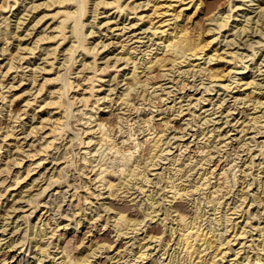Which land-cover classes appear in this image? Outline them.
<instances>
[{
  "label": "rangeland",
  "instance_id": "obj_1",
  "mask_svg": "<svg viewBox=\"0 0 264 264\" xmlns=\"http://www.w3.org/2000/svg\"><path fill=\"white\" fill-rule=\"evenodd\" d=\"M107 1H111V0H107ZM201 1L203 2V4L205 6H206V4L207 5L209 4V7L208 6H207L208 8L206 7L207 11L205 10L206 12H204V14L201 13V12L200 13H197V12L193 13L194 8H189V9L185 10V12H187L186 13L187 15H184V16H189V14H190V16H189L190 18L189 17L188 18L191 19V20H188V18L186 19V21H188V22H186L187 26H191V28L188 27L189 30H191L190 32L192 34H196V32L200 31L201 35L199 37V40H200V42H202V43L204 42L205 43V42H207L208 40H210L212 38V31L207 30V27H208L207 24L210 25V26L211 25L213 26V24H214V21L211 24V22H209L207 20V18L211 17V16H208V15H211L212 12H213V14H215L219 10H222L225 7V5L227 4L228 0H201ZM230 1H231V5H232V9L233 10H231V12H230L231 13V17L228 19L229 20L227 22L228 25H226V27L224 26L221 29H219V31L215 30L216 35L218 34V37H217L218 39L217 40L220 41V43L218 42V46L222 45L223 47L227 48V45H225V41H226L225 39H229L232 36H234L235 34H237L239 31H241V30H239V31L235 30L236 33L234 34L233 33L234 29H229V28L232 27V23L234 25V21L233 20H235V18L238 21L237 29H238V27H241L243 23H246V20H244V19L248 15H250V19L252 20V21H250V19H249V21L252 22V23H250V22L248 23V27L250 29H247L244 32L243 31L239 32L238 33L239 37H237L238 35H236V37H235L236 41L234 40V42H232L234 45L230 44L231 47L229 46L230 50H232V51L238 49L236 51L237 54H239L240 56H243V59L241 61H238V63H236V68H237V69L235 68L236 72H233V74H232V76L234 78L231 79L232 78L231 77L230 78L231 80L228 81V84L231 83V85H230L231 87L229 89H226V90L225 89H221V88L219 89L218 83L221 82V81L218 82V81L215 80V82L214 81L213 82H214V84L215 83H217V84L212 85L213 88L215 87V90H211V92H207V91L204 90L203 86L208 84L209 80L200 78L201 76L198 75L197 72L195 74H193V72H192L193 70L191 72L189 71L190 73H192V75H188V73H189L188 72L187 74L185 73V74H183V76H181V75H177L178 71L176 72L175 68L171 72L170 71L168 72V69H163L164 73H165V75H164L163 70L159 69L158 67H156L158 70L156 68H152V71L150 70L152 73L149 71V74L147 73L148 74L147 75L145 73L146 74L145 75L144 72L141 71L142 70L141 67H139L138 75L142 78L141 79V84L144 83V82H147V81L150 82L147 85L148 86L147 87L148 90H147V92H145V95H146L147 98L151 97L150 99H152V97H153L152 102L154 103V105L155 104L156 105L153 107V109L152 108L149 109V107H152V106L148 103V101H147L148 99L146 101H142V100H140V96L137 95V94H139L140 89H142V87L136 85L135 89H136V87H138V88L136 90L134 89L133 91H130V93H134L133 95H134L135 101L137 100L138 103H140V104L138 105V103H137L138 107H131L132 105H130L129 107H131V108L127 109V111H126V108H124L123 110L126 111V113L124 111L122 112V109L119 110L118 107H120V106L116 105V104H118V102H117L118 98L117 97H119L120 92H122L124 87H126V85H127V84H123V82H126V80L128 81L130 79V75L129 74L131 73L130 70L133 67L132 64L133 63L139 64L141 62V60L146 57V55L144 56V51H146L145 49L147 48V47H145V44H146V46L149 45L148 48H147V51H146L147 53L149 51V53L147 55L148 57H152L156 53H158V52L160 53L161 52L160 51L161 49H159L161 44L158 45V43H157L158 39H155V37L153 35L150 36L148 34L149 32L145 31L144 33H139L135 37V38L141 37L140 38L141 41L132 42L134 40V37H132V39H133V40L131 39L132 41L129 38V37H131L130 34L133 31V30L130 31V29L132 27L126 28L125 32L123 31L122 33H119L120 29H115V30L112 29L111 30V28L115 27V24L112 23L114 20H117V22H119L118 26H121L122 25L121 21H123V19L125 18V15L123 16L124 18L121 17V15L113 17L114 13H112V12H114V8L112 9L111 5H105L106 7L103 6V5L102 6L99 5L98 11L100 13L95 18V20H94L95 22L92 23L93 21H91V20H93V19H92L91 15H92L93 12L91 10L93 9V7H92L93 5H92V3L91 4L89 3L87 5L89 9H87L88 11L85 14V16L82 17V18H84L83 21L87 20L85 22V26H84L83 31L85 33L87 32V34H88V32L93 31V33L91 32V33H89V35H87L88 36L87 37L88 40H86V42H85L87 46H92V44L94 45L95 42H97V41L99 42V40L102 41L101 43L99 42L100 44L98 43L99 45L96 46V48H98V47L99 48L98 49L95 48L96 50L94 49V52L97 51L96 54L98 53L95 56V58H96V64H98L99 68L101 67L100 70L97 69L96 72H93V71H89V69H88V70L79 72L78 70L81 67V65L79 64L80 61H78V60L80 59V57H81L80 55L81 54L76 56V58H75L76 61H72L71 60L69 62V67H66L67 64L65 65V63L63 64L65 67H62L63 66L62 65V59L64 57H63V55H61L62 54L61 51L58 53L57 58H55V60L52 59L51 57L46 58L47 59V63L44 64L46 62V60L43 57L46 55V53H44L45 50H43L42 47H46L49 44L50 45L49 47L52 48L53 45L55 46V44H57L58 40L60 42V39H59L60 36L58 35L59 32H58V29L55 30V26H56L55 24L59 22V19L61 17L60 18L58 17V15H60V14H58L57 17L55 15L52 16V14L55 13L57 10H62L64 8H66V6L69 5V4L58 3V2H56L54 0H23V1L22 0H18L13 6V0H7L6 1V3L9 2L10 4L8 3V5H11V6H8L4 11L0 10V13H1L0 14V18L3 15H6V16L8 15V17H9L8 20H7V21H9V27L8 28L11 27L10 29H14L15 23L17 21V17L15 16V13H17L20 10V13H19L18 16L21 17V15L23 14L22 18H20L22 23L20 24V27L17 29L20 36H18V39H16V36H14V37L9 39V44H10L11 49L18 42V47L17 46L15 47V49H16L15 51H16V55L17 56L20 55L19 56L20 59H19V63L15 62V64H17V65L21 64V67L18 66V68L16 67V68H14V70L12 68L11 69L12 72L10 71L11 74L9 76L6 75L5 78H2L1 74L3 72H0L1 73L0 74L1 81H4V84L9 85V83L11 82L12 75L17 74V75H15V78H16L15 80L16 81L13 82L16 85V84H20L19 81H17L18 78L20 79V76H25L26 75V77H24L25 79L22 80L23 82H21V85H19L18 87H15V88L13 87V88L9 89L8 86H6L5 88H3L4 90L6 88L8 89V91H9L8 92L9 94L7 93L8 94L7 95L8 98H11L10 95L13 92H15V94H18V93L23 91L22 86L28 84L29 81L27 82V80H28V77L30 75L29 73H31L29 71H30V68H32V67H35V66H37L39 64L41 66H43V65L46 66L45 71L40 70V71L36 72V74L38 73L37 74L38 75L37 82H39V83L44 81L45 77L54 76L59 71H60V73L62 71H63L62 73H64V72L67 73V72H69L68 70L71 69L72 71L70 70L71 72L69 73L71 81L74 80L75 82L74 81L73 82L76 83L77 82V75H79L78 78L79 79L81 78L79 80L81 84L83 82V85L86 86V87L87 86L89 87V84L90 85L91 84L94 85V89L90 90V92H86V94H89V93H92V91H94L92 93V95L94 97L93 96L90 97L92 99H91L88 107L87 108L83 107L81 105V103H79L78 101H77L78 103L76 102V104L73 107L74 110H73L72 113H74V114H72V115L74 117L72 115H70L69 118L71 116L72 117L70 118V120L68 119V121L71 122L70 126L72 127L73 130L76 131L78 128L80 130L82 128L83 129L86 128L84 126V124L82 123L83 121H85V120H83L84 116H86V114H83V111H87V115H88V110L92 106L91 102H94L95 97L97 96L96 98L100 99L98 101V103H96V105L98 107H97V109L93 108L92 110H94L96 112L94 113V111H93L92 113H94L95 115L98 114V117L100 116L99 118H103L104 120L105 119L107 120L106 125L107 124L109 125V126L107 125V130L110 129L109 130L110 132L109 131H107V132H109L110 133L109 135L112 136V137L115 135L113 137V139L115 138L116 139L115 141L118 142L119 145L121 144V146H122L121 140H122L123 135L125 134V133L121 134V131H119L120 130V125L122 126L123 130H125L129 126V124H131V126L134 129V131L136 130L135 134L138 137L137 139L138 140H142V135L145 133V131L143 132L142 130H143V128L145 129V127H147V124H148V122L147 123H143V122H145V121H143V120L146 119L145 117H148L146 115L152 116V120H150V123H152V124H150V123L149 124L152 125L154 127V129H156V131H158V129H160V130L164 129L165 126H166V123H169V125H167L165 130H164L165 133L163 132L165 136L163 135L162 139L164 141L169 139L170 143H168V144L166 143L165 146L162 145V147H164V148L166 147V148L164 150V153H162L163 156H162V154L160 156V157H162L160 159L161 161L159 160V163L156 165V167H153L154 168L153 170H149L147 175L149 176V181L148 182H150V183L148 184V182L142 183L141 181H138L139 182L138 185L142 184V188H143L144 191L143 190H139L135 185H132V182H131V185L134 186V187H132L129 184L130 186L128 185V187H129L130 190H129V192H125L126 191V185L124 186V182L122 183L121 180H118L119 178H117L118 177V173L117 172L113 173L112 177H110L109 175H106V178L109 177L112 181L121 183L125 189L124 188L121 189L122 185H117L116 187H113L114 190L112 189L113 190L112 191V195H108L107 187L100 185V186H98V189L100 190V192L102 194L99 195L98 198L95 199V198H92L90 196V198H88V202L84 201L83 198L80 199V201H78V206L82 208L81 211H80L78 206L76 207V209H74V205H75V203H77V200L75 199V197L73 199L71 197V195H72V193L74 192V190L76 188H77L76 190H79V191H76V193L79 192L78 194H80L81 191H82L83 193H81L80 195H85V193H84V188L85 187H84L83 184H84V181L86 180V178L84 177L85 175H81L79 173H78V175H73L72 173L77 174V172H78L75 169L74 166H75V163H77V165H78V164H81V162H82L81 156L84 154L83 151L85 149L84 146H86L87 137H85L86 136L85 133L84 134L82 133L83 129L81 131L78 129L77 131L79 133L80 132L82 133V134L80 133L82 139L79 138V140L81 139L79 141L77 138H75L74 139L75 141L72 140L73 141L72 142L70 140L71 132L67 131V133H65V136L63 135L60 138L58 137L56 139L57 141L55 140V145L59 144V146H60V148L58 149L59 151L62 150V149H63L62 151H64V149L69 151L68 152V156L71 155L70 158L73 159V162L69 161V163H65L66 164L65 166H64V163L59 164V166L57 164H54L53 163L54 161L51 160L52 159L51 154L56 152L57 150L55 148L52 149L50 151V154L47 156V159L45 158L46 160H44V162L42 163L43 165L36 166L34 171L32 172V175H31L32 177H30L29 179H25L27 181H24L22 183V185H24L26 183H29L31 181V179L34 177V175H36L38 170H41L43 172L44 176H41L42 178L41 179L39 178L36 182H34V184L32 183V185H31L29 183L26 186L27 188H29V186H30L31 189L29 188L27 190L26 187H22V189L25 190V191H23V193H22L24 195L23 198L20 199L19 195H15V194H17L18 190H14V192H13L14 195L12 196L11 195L12 191H10L9 189L7 190V187H8L7 185L10 183L9 181L12 179V172L14 173V170L18 168V165H16L14 163L15 162L14 158L18 154V152H16V151H20L19 154H18L19 156H17V159L20 158V157H23L24 158L23 160L25 161L26 158L22 154L23 153L25 154L26 151L30 150L31 142L33 143L35 141V138H36L35 132H33L35 135L33 133L31 135L28 134V132L30 131L29 129H31L29 127L32 126V125L38 124V121H39L38 120L39 119L38 118L39 112H37V110L39 108H35L34 110H33V108L34 107H38L39 102H41L42 99L45 97L46 93L44 92V90H45V87L46 88L48 87V84L45 83L46 86L44 87V90L41 91L42 93L39 94L40 96L39 95L36 96V98L38 100L36 99L35 101H32V103H31V100L34 98V96H33V95H35L34 93H37L36 88H38V85H35L36 88L35 87L32 88V89H35V90L34 91L32 90L31 94L29 92L27 95H22L20 97H17L15 99V101H13L14 103L12 104L13 105L12 108H14L16 110L17 109L18 110L19 109H21V110L23 109L22 111L19 112L20 113L19 118H17V120L13 121L14 119L13 118H9L8 112L5 111V110H2V112L0 114V138L5 134V129L10 128L11 125H14L12 130L15 131L14 132L15 136L18 135L17 136L18 140L20 139L19 143L22 144V145L20 144L21 145L20 149L25 151V152H23L21 150H18L16 148L17 146L14 144L15 143V139H13L11 137L6 139L5 142H2V144H3V145H1L2 149H0V153H1V156H2V157L0 156V159L2 158L0 160V163L1 162L3 163V161L5 162V160L8 161L10 159L8 162H9V165L11 167L9 173H8V171H4L5 173L2 172L0 174V191L2 192V194H4V195H2V197L0 199L1 200L0 201L1 202L0 203V206H1L0 207V215H1V213L3 214L4 210H6L13 203L14 200H12V199L14 197H16L15 200L18 199L14 203V207H16V208H12L13 210L9 209L10 210L9 213H11V214H9V218L6 217L5 219H3L2 215L0 216V261L3 258L10 259L9 256L11 255V253L13 251H9L7 245L9 244V242H11L10 240H13L15 242H19L20 241L19 239L22 238V235L27 236L26 238H24L25 236H23L24 243H25L23 245V249L26 248V252L25 253L29 254V251L31 249L32 250H33V248L35 249V247L33 245L34 242L31 239L32 236L34 235L33 233L39 232V230L42 229V230H45V231H43L44 233L47 232V234L45 235L46 237L44 236V239H42V241H45L46 243L49 244L48 248H50V251H52V252H59L62 249H65L66 252H68V253L71 252L69 254L71 256H73V257L74 256L77 257L79 255H86L91 260V262L93 264H112V263H114V264H129L130 263L131 264V263H133L135 255L138 254V253H136V250L138 249L137 247H140V245H143L144 242L147 241V237H146V241H145V239H144V241L142 239L140 241V245H138V240H136L135 237H134V235H136V234H134L135 232L131 233L130 230H129L130 233L128 232V234H125L126 236L122 235V234L117 235L116 231L114 232V230L116 228H113V225H112L113 223L111 221L112 211H116V210L120 211L121 209L122 210L125 209L123 212L126 213L128 216L131 215L129 217H131V218L134 217L136 219H144L143 217H145V216H144V212L143 211H144V208H145L146 204L150 201V200L147 199V196H148L149 193L153 192L152 193L153 199L154 200L159 199V201L158 200L156 201V202H159L158 205L155 204L156 206L154 207V208H156L155 210H158V214L154 213L155 217L153 216V219H149L148 216H147L148 218L145 217L146 219H145V221L143 220L144 222L142 221L143 222V223H141L142 225L140 224V226H138V227H141L142 229L140 228L141 230H138L137 236L138 237L143 236L145 234V228H146L148 230L149 234H154L155 235L157 233L156 236H160L161 237V235H162L161 239L168 238L169 231L166 230L165 228L167 226H169V224H171L170 223L171 219H169V220L167 219L166 220L165 223L168 224L166 226L163 225V222L161 221V217H162L161 215H163L162 214L163 209L166 206H169L168 201L164 199L165 189L161 188L164 185V180H165L164 177H163L164 175L162 176L163 171H164L165 176L168 174L167 171H168L169 167H167V166L169 165V162H170V158H168V157L169 156L171 157L175 153L179 152V150H178L179 149V144H177V143H182L183 142L182 143L183 146H181V149H184L185 144H187L188 145V147H187L188 149L187 150H191V149H192L191 151L196 150L195 149L197 147L196 144L197 145H201L203 143V140H205L204 137L206 138V136L209 135V132H207V131L210 130V129H212V130L214 129L213 130L214 135H217V133H219V136L216 137V138H218L217 142H220V143H218V145H219L218 147L222 148V149H220L218 151H215L218 148L210 147L211 148L210 151L212 150L211 152H212V155H213V157H212L213 161L210 164L214 163L212 167H214L215 165L220 163L223 160V157H225L224 155H226L227 152L228 153L230 152V154H229L230 156H228V159H231V161L229 162V164L233 163V164H237V167H240V168H247V167H249V168L245 169L246 175L243 174V172H240V170L236 172V176H238V178H239L238 179L239 181L237 180L236 183H235V181H233L234 179H232L233 178L232 177L233 174L231 172L230 173L232 174V176L228 172L229 176H228L227 180H225L226 178H225V176L223 174H219V173L216 175V177L211 178L212 181H215L216 183H220L221 184L222 188H221V191H219V193L221 192L222 194H225V192L227 191V194H225L224 197L222 198L221 204L219 205V208L217 210L218 212L217 211L213 212L212 209H209V206H205V208L208 207V208L205 209V210H208V211L207 212L205 211L206 213L203 216L205 218L204 221H203V223H204L203 225L206 226V228L210 227L209 225H212V226L215 225L214 227L218 228L217 231L223 232V234L226 232L224 235H227V234H230V233L232 234L233 232L230 231L232 228L229 231H225L227 222L224 221V218H223L224 222L222 223L223 225L222 224H220V225L216 224L215 219L217 217L219 218L220 217L219 215L220 214L222 215L224 213V210H225L224 208L225 207L230 206V207H232L231 209H233L234 208V204L239 205L241 203V200L236 201V199L238 198L237 195L239 194L240 187L242 185H244L245 186L244 187L245 190L246 189L248 190V191L246 190L248 192V194H247V197L245 199V203H242L241 204L242 206L239 205L238 208L245 207V209L250 210L251 217H252L251 220H253L252 221L253 224L257 225V222H261L260 226H262V227L264 226V211H263L264 210V161H263L264 160V157H263L264 154H260L259 152L257 153V151L259 149H261V148L263 149L262 151L264 153V147H262L263 144L261 145L262 141L264 142V116H261L262 111L264 110L263 109L264 107H261V108L258 107L259 109L256 111L254 108H252L251 102L250 103L244 102L245 106L243 107V102H241V101H244V100H241L240 98H242L244 96V94H242V92H241V94H238L240 92V91L238 92L240 87L237 90L238 86L236 84L237 82L240 81V79L242 80V78H244L243 80L248 79L250 75L254 77L255 81L256 80L259 81L258 83H261V86L264 84V24L261 25V27H262V28L260 27L261 29L258 27V29L255 31L256 27H255V23H253V20H255V18L258 17V14H257V10L258 9L257 10L254 9L255 6H256L255 4H251L252 2H250L248 0H233V1L230 0ZM120 2H122V3L124 2L123 4L128 3L129 5L132 6V4H136L137 5L138 3H140V5H141L142 2H144V0H122ZM234 4H235V6H234ZM239 4H240V7H239ZM34 5L36 6V8H35ZM236 6H238V7H236ZM9 7H10V10L8 11ZM69 7L71 8V5H69ZM145 8H147L145 5H141L139 7L137 6L136 10H134L133 13H131L132 14L131 16H133L132 19L128 17L125 20V22H124L125 25H127V26L130 25L129 23L131 21L132 22L135 21L136 22V26L140 25L141 21L133 20V18H136V15L138 16L139 13L140 14L143 13V10ZM238 8H243V9L238 10ZM105 9L107 11H104ZM225 9H227V7ZM208 10H211L210 11L211 13ZM191 13L194 14V15H192ZM205 13H206V15H205ZM225 13L226 12H224V14ZM198 14H200V16ZM213 14H212V16H213ZM236 14H239V15L237 16ZM256 14H257V16H256ZM204 15L207 18H205ZM244 15H245V17H244ZM197 16H199V17H197ZM234 16H237V17H234ZM54 17H56V18H54ZM34 18H37V19H34ZM39 18H42V21L40 19V22H38L36 25H34V28L31 29V27H32L31 25H33V22H35V20H39ZM202 18H204V19H202ZM262 19H263V17H261V20ZM106 20L107 21L110 20V21H108V24L107 23L105 24ZM261 20H260V22H258L259 25L261 23ZM137 22H139V23H137ZM199 22H201V23H199ZM263 23H264V19H263ZM45 24H47V25L45 26ZM189 24H191V25H189ZM250 24H253L254 28L253 27L251 28L250 26H252V25H250ZM108 25L110 26V28H109L110 30L106 29L107 27H109ZM2 26H4V23H0V27H2ZM43 26H45V27H43ZM24 28H29V31L32 30V32L30 34H28V35H25ZM42 28L46 29L45 32L48 33V35H49V33H51L50 35L54 34L57 37H55L53 39L52 38L51 39L47 38L48 40L44 39L45 41L43 40V41L36 42L37 41L36 40L37 36L40 35V33H37V32L42 30ZM52 28L54 30H52ZM67 30H69V27H67ZM136 31H141V30L137 29ZM69 32L70 31H66L67 36H70ZM221 34H223L224 36H220ZM148 35L150 37H152V39L154 38L153 41H157V42H155L154 44L153 43L151 44L152 39L150 40ZM108 42H109V44L106 45L108 47H105L103 44H106ZM120 42L126 43L125 47H127V46L131 47V45H132V46H134L136 48L135 50H132L133 52L131 50L129 51L131 59L125 60L123 58V57L127 56V54L122 53L123 50L120 49V47H119V43ZM63 44L64 43H62L61 45H63ZM211 44H212V42L209 44V46H211ZM1 45H2V43L0 42V47H1ZM151 46H153V47H151ZM60 48H61V46L58 47V49H60ZM150 49L152 50L151 52H150ZM106 53H107V55L104 56ZM131 53H132V55H131ZM5 54H6V52L4 53V51L0 52V63L1 62L3 63V65H1L2 69L0 68L1 71H3L6 68V67L4 68V66L6 64L5 61L7 60L5 58V57H7V54H6V56H5ZM116 54L118 56L119 55H122V56L124 55V56L120 60L118 59L119 61H117L116 58L118 56ZM103 56H104V58H102ZM115 56H116V58H115ZM105 57H106V59L108 57H111V58L107 59L108 61H105ZM244 57H246V58H244ZM42 59H44V60H42ZM88 59H91V58H88ZM16 61H18V59ZM51 61H53L52 64H51ZM126 62H127V64H126ZM49 64L52 65V66H50ZM71 64H72V66H71ZM183 64H185V62ZM242 64L247 65V67H244V65H242ZM40 65L37 66V67H40ZM104 65H105V67L103 68ZM257 65L258 66L260 65L259 67L261 69L256 71V68L257 69L259 68V67H257ZM70 67H72V68H70ZM167 67L170 68V65H167L166 68ZM187 67H189V66H184L183 65L181 67V69H184V68L186 69ZM57 70H59V71H57ZM101 70H103V71H101ZM165 71H167L168 74H166ZM251 72H253V73H251ZM77 73H79V74H77ZM126 74H127L126 79H123V75L125 77ZM196 75H198V76H196ZM73 76H76V77H73ZM113 76L116 78L117 81H115V80L112 81L111 80L113 78ZM176 76H177V78L178 77H182V78L184 77L185 78V83L188 82L187 84H189L191 82L190 80H193L190 84L193 87L195 86L194 88H192L190 86V84H189L188 86L186 85L189 88H185L184 89V90H187V92L193 93L194 97L191 99L188 96H185L184 100L181 101V104H183L182 105V107H183L182 108V113H180L181 115L177 114L178 106H179V103L177 101L182 99L181 97H179L181 92L177 91L176 90L177 87L174 85L175 84L174 82L176 80H180L181 78L176 79ZM88 77L90 79L92 78L91 81L94 80V82L93 83L90 82V79ZM86 78H87V80H86ZM3 79H5V80H3ZM173 79H176V80H173ZM118 80H119V82H118ZM142 80H144V82ZM200 80L203 81L202 85L200 83L202 81H200ZM116 82H118L117 85L115 84ZM193 82H195V83L192 85ZM226 83H227V80H226ZM137 84H139V83H137ZM150 84L151 85L154 84L153 87H151ZM160 84H161V87L158 86ZM211 84H213V83H211ZM155 85H157V86H155ZM173 85L175 86V88H174ZM198 85H199V87H198ZM149 86H150L151 89L149 88ZM29 87H31V85H29ZM157 87H159V88H157ZM241 87H243V86H241ZM263 87L264 86H262L260 89H261V91H263V94H264V88ZM99 88H101V89H99ZM110 88H112V91H110ZM98 89H99V91H96ZM231 89H233V90H231ZM235 90H237V91H235ZM224 91H227V92H224ZM68 92H69V96H71V94L74 93L70 89H69ZM4 94H6V93H4ZM105 95L108 96V98L110 96V99L115 101L116 104L114 103L113 107H110V108H108V106L105 107V105H106L105 101L107 99V98L103 99V96H105ZM133 95L130 94V97L133 98ZM201 95L204 98H208V99H203L204 101L200 100L202 103H200L199 100L195 101V99L197 97L200 98ZM235 95H236V97L238 95V97H237L238 99L236 101H235L236 98L234 99ZM86 96H88V95H86ZM221 97H224V102L221 99L219 100V98H221ZM26 98L28 100H30V101H29L28 105L24 106L22 104L23 103L25 104L24 101H25ZM219 101L220 102L222 101L223 107L220 108L219 112L217 111V113L216 112L213 113V111L217 109L216 107H217V104L219 103ZM0 103H2V102L0 101ZM6 103H7V101H6ZM245 103H247V105ZM249 105L251 107H249ZM187 107H188V109H187ZM6 108H8V107H5V109ZM135 108H137V109H135ZM160 108L162 109V112L159 110ZM79 109H82L83 111H81ZM204 109H207L206 110L207 112H205V111L203 112ZM243 109H245V110H243ZM242 110H243L244 113L241 112ZM34 112L38 113V114L36 113V115H35V120L32 117ZM151 112H152V115H151ZM82 114H83V116H82ZM123 114H124V116H123ZM255 114L257 116H261V117H259L257 119L258 123L255 122L256 125H255V123H253L251 121V117L255 116ZM80 116H81V118L83 117L81 119V121H80ZM119 116L123 117V119L120 118ZM125 116H128V117H125ZM142 117H144L145 119L142 118ZM225 119L227 120L228 123L225 122ZM128 120H130V121L128 122ZM118 121L120 123H118ZM124 121H126L127 124ZM136 121L138 123H140V124L138 125V123ZM82 124H83V126H82ZM144 124H145V126H144ZM81 126H82V128H81ZM136 126H138V127H136ZM139 127H143V128L139 129ZM241 128H244V129L242 131H240ZM201 129L207 135L203 136L202 132H200ZM152 130H153V128H152ZM112 133H113V135H112ZM15 136H13V137H15ZM34 136H35V138H33ZM252 136L254 137V139H253ZM241 138L244 139V140L242 142L238 143V140H240ZM209 139H210V137H209ZM253 140H255L256 143ZM83 141H84V143H83ZM205 141H207V140H205ZM66 142H67V146L65 145ZM71 142L73 143L72 145H71ZM35 143L37 144V140L35 141ZM81 143H82V145H81ZM244 143H247L248 145L244 144ZM223 144H225V145H223ZM125 145H127V144H125ZM244 145L248 146L251 151L248 152ZM259 145H260L261 148H258ZM240 146H241V148H240ZM234 147L238 148V150L236 149L237 152L239 151L238 153H234L232 151V149ZM166 149H168L169 151L167 150L168 152H165ZM182 152L185 153V151H182ZM20 153H21V155H20ZM141 153L145 157H146V155H148V154H146L147 150L144 151V153L143 152H141ZM183 153L180 154V159L178 160L179 164H180V162L182 160L184 161L185 158H186L185 156H184L185 158L182 156ZM233 153L236 154V155H233ZM58 154H59L58 151L56 153H54V157L56 158V156H58ZM214 154H215V156H214ZM108 155L110 156V154H108ZM108 155L106 156L108 166H111V164L114 165L112 160H110L108 158ZM250 155H253V156H250ZM219 157H221L220 159H222V160L218 161ZM250 157L253 158L251 164H250V161L248 160V159H251ZM112 158H113V156H112ZM164 158H166V159H164ZM197 159H199V158H197ZM115 162L118 163V161H115ZM221 164L223 165L224 162L221 163ZM165 165H167V166H165ZM42 166H44V167H42ZM60 166H64L63 170L64 169H66V170L63 171V170L58 169ZM198 166L199 165H195L194 166L195 169L193 168L194 170L192 169L193 171L189 172V173H191V176H188L187 180L188 179L191 180L192 177H197L199 175L198 172H200V171L202 172L203 171L204 167H199L198 168ZM184 167L188 168L187 164L184 163ZM108 168L110 169L112 167H108ZM184 169H182L181 173L184 171ZM216 169H217V167H216ZM56 170L57 171L59 170V173ZM73 170H75V172ZM60 171H61V173H60ZM196 171H197V173H196ZM219 171H221V169H217L216 172H219ZM6 172L8 173V175H7ZM156 172L157 173L161 172V176H159L160 174L158 175ZM86 173H88V175H90V172L87 171ZM155 174H157V175H155ZM185 174L187 175L188 173H185ZM186 175H185V177H186ZM79 176L82 179H78L77 177H79ZM47 177L50 180H48ZM218 177H221V178L218 179ZM52 178H54L53 181L51 180ZM243 179L245 181L249 182V183H252L251 186L249 185V183L246 184L247 182H244L243 184H241V180H243ZM75 180L76 181L78 180V181L75 182ZM157 180H159V181H157ZM48 181H49V183H48ZM246 185H248L250 187H248ZM94 186H95V184L92 185V187L89 189V191L93 190ZM44 187H46V189ZM43 188H44V191H43ZM257 188H259V189H257ZM5 191H6V193H5ZM141 191H143V192H141ZM94 192L97 193L98 191L95 190ZM254 192L257 195H255ZM32 194H33L34 197L32 196ZM145 195H146V197H145ZM200 195H201V193L199 191H195V192H193V196L191 195L190 197H186V198H184V197L183 198H178L177 199L178 202L177 201L176 202L179 205V207H181L180 206V204H181L182 205L181 208H183V207L185 208V209L183 208V210L187 211V215L188 216L189 215L191 216V215H193L192 210H194V206H193V203H192V198H193V200L196 197H200L201 198L202 195L201 196ZM252 195H253V197H252ZM29 198H32L33 202L31 204H29L30 203L28 201ZM90 199L93 201V203H92V201H90ZM26 200H27V202H26ZM36 203L38 204L37 206H36ZM90 203H92V204L90 205ZM82 204H83V206H82ZM34 207H36V208H34ZM77 208L79 209V211H77L78 210ZM160 208H161V210H159ZM83 211H84V213H86L85 214L86 216L82 214ZM186 211H185V213H186ZM159 213H161V214H159ZM234 214L235 215L238 214L236 216H239L240 213H233V215L229 214L230 216H232L231 218L233 219V221H237L239 217L235 218ZM46 215H48V217H50V219H51L50 226L53 225V224L54 225L51 226L50 228L47 227V225H43V228H44L43 229L41 224L44 221H40L41 219H39V218H42V220H43ZM97 215H99V216H97ZM213 215H215V217ZM245 215L247 216V214H245ZM259 216L261 217L260 219L258 218ZM107 217H108V219H107ZM242 217H243V215L239 219H241ZM189 219L190 218H188V220ZM106 220H108L109 223L105 224ZM209 221H211V222H209ZM173 222L175 223L176 221H173ZM146 223H148V225H146ZM4 224H7V225H4ZM33 224H35V226H34L35 228L34 229H33ZM55 224L57 226H55ZM239 224H240V222H238L236 226L233 225V228L234 227L237 228V226ZM173 225H175V224H173ZM143 226H144V228H143ZM163 226H165V227H163ZM4 227H6V230L3 232L2 230H3ZM52 227L54 228L53 231H51ZM17 228L19 230L14 232V230L17 229ZM236 228H234L235 229L234 232L236 231ZM25 230L27 231L26 234L24 232ZM152 231L155 232V233H153ZM163 231H165V233ZM254 232H256V230H254ZM231 234H230V236H231ZM263 235H264V230H263ZM254 236H256V235H254ZM17 237H19V238H17ZM247 238L249 239L250 236H248ZM247 238L245 237L243 239V241L247 240ZM6 241H8V242H6ZM141 242H143V243H141ZM171 242L172 241H170V243ZM246 242L248 243V241H246ZM151 243H152V244H150L151 247L155 246L154 247L155 249L154 248L152 249L150 247V249H152V251L154 253L153 254L154 258L152 257L150 260H148V262H150L149 264H152V263L156 264L157 262L155 261V258H157L160 255V253H161V250H159L160 248L158 247L159 246L158 245L159 241L158 242L157 241H151ZM110 245H111V247L108 248V246H110ZM146 245H147V243H145V246ZM145 246L142 247L141 250L145 249L146 248ZM173 246H174V244H173ZM173 246L171 245L172 249H173ZM56 247H58V248H56ZM15 248H17V246ZM147 249H149V247H147ZM150 249H149V251H150ZM172 249H170L169 251L171 252ZM246 249H247V247H246ZM123 250H124V252H123ZM158 250H159V253H157ZM178 250L180 251V248ZM119 252H122V253H119ZM182 253H184V251L181 252V254H179V256L180 255L182 256ZM250 253H252V252H250ZM61 254H62V252H59L56 255V257H57V258L55 257L56 263H54V264H63V262L61 263V259H62V257H60ZM29 255L32 256L33 254L30 253ZM29 255L26 256V257H29ZM20 256H22V255H20ZM162 256L163 255H161V257ZM263 257H264V255H263ZM47 259H49V258H44V260L42 261L43 263L41 262V264L49 263L47 261ZM114 259H116V261ZM159 259L163 260L162 258H159ZM32 260H33V258L31 257L30 261H32ZM152 260H154V261H152ZM161 260H159V261L161 262ZM182 261H183V259L179 260L178 261L179 264H181L180 262H182ZM148 262L145 263V264H148ZM160 262H158L157 264H161ZM139 264H142V262H139Z\"/></svg>",
  "mask_w": 264,
  "mask_h": 264
},
{
  "label": "bare ground",
  "instance_id": "obj_2",
  "mask_svg": "<svg viewBox=\"0 0 264 264\" xmlns=\"http://www.w3.org/2000/svg\"><path fill=\"white\" fill-rule=\"evenodd\" d=\"M6 1L7 0H5V1L4 0H0V10L1 11H4L8 6H11V5H8L9 2L6 3ZM17 1L18 0H13V6H14V4ZM54 1H56L58 3L69 4V5H71V8L69 7V5H67V6L65 5L66 8H64L62 10H57L55 13L52 14V16L55 15L56 17H57L58 14H60V15H58V17L59 18L61 17L59 19V22L55 24L56 25L55 26V30L58 29V32H59L58 35L60 37L59 36L58 37L60 39V42L58 40L57 44H55V46L53 45L52 48L49 47L50 46L49 44L46 47H42L43 50H45L44 53H46V55L43 57L46 60V62L44 64L47 63V59L46 58L51 57L52 59L55 60V58H57L58 53L61 51L62 52L61 55H63V57H64L63 58L64 60L62 59V65L64 63H65V65L67 64L66 67H69V62L71 60L72 61H76V59H75L76 56L81 54L80 55L81 57L78 60V61H80L79 64L81 65V67L78 70L79 72L80 71H85V70H88V69H89V71H93V72H96L97 69L100 70L101 67L99 68L98 64H96V58H95V56L98 53L96 54L97 51L94 52V49L102 41L99 40L100 43L97 41V42H95L94 45L92 44V46H87L86 43H85L86 40H88L87 39V37H88L87 35H89V33H91V32L93 33V31L89 30L90 32H88V34H87V32L85 33L83 31L84 26H85V22L87 20L83 21L84 18H82V17L85 16V14L87 13V11H88L87 9H89L87 5L89 3L90 4L92 3V5H93L92 6L93 9L92 10L90 9L93 12V13L91 12L92 13L91 16H92V19H93V20H91V21H93L92 23L95 22L94 21L95 18L100 13L98 11L99 5H101V6L102 5L103 6L111 5V8L112 9L114 8V12H112V13H114L113 17L119 16V15H121V17H123L125 15V18L123 17L124 19H123V21H121V24H122L121 26H118L119 22H117V20H114L112 22V23L115 24V27L111 28V30L112 29L113 30L120 29L119 33H122L123 31L125 32L126 28L132 27L130 29V31L133 30L132 33L130 34L131 37L128 36L130 38V40L132 39V37H134V40L133 39H132L133 41L131 40L132 42L141 41L140 40L141 37H137V38H135V37L139 33H144L145 31H148L149 32L148 34L150 36L153 35L155 37V39H158V42L157 41H153L154 38L152 39V37H150L148 35L149 39L150 40L152 39L151 44L152 43L154 44L155 42H157L158 45L161 44V46L159 48V49H161L160 50L161 52L160 53L158 52L159 54L158 53H156V54L154 53L155 54L154 56L148 57L147 55H148L149 51H148V53L146 51H147V48H148L149 45L146 46V44L144 43L145 47H147L145 49L146 51L143 50L144 51V56L146 55V57L143 58L139 64H135V63L132 64L133 67L130 70L131 71L130 74L128 73L129 71L127 72L130 75V79L128 81L126 80V82H123V84H127V85H126V87H124L122 92H120L119 97H117L118 98L117 99L118 100L117 101L118 104H116L115 101L110 99V96H109V98L106 95L103 96V99L107 98L106 101H105L106 102L105 107L106 106H108V108L113 107V104L115 103L117 106H120L118 108H119V110L122 109V112L124 111L123 110L124 108H126V111H127V109H130L131 107H138V105L140 104V103H138L137 100L135 101L134 95H133L134 93H130V91H133L135 89L136 85L142 87V89H140L139 94H137L138 96H140V100L146 101L148 99L147 100L148 103L152 106V107H149V109L150 108L153 109V107L156 105V104L154 105V103L152 102L153 97H152V99H150L151 97L147 98L146 95H145V92H147V90H148V88H147L148 86L147 85L150 82H148V81L144 82V80H142L144 83L141 84V79L142 78L138 75L139 67H141L142 70L141 69L140 70L143 71L144 74L145 73L149 74V71L150 70L152 71V68H156V67H158L159 69H162V70L163 69H168V72L169 71L170 72L173 71L174 68H175L176 72L178 71L177 75H181V76H183V74H185V73L187 74L189 71L191 72L193 70L192 71L193 74H195L197 72L198 75L201 76L200 78L209 80V81L207 80L208 84H206V85L204 84L205 86H203L205 91L211 92V90H215V87L213 88V86H212V85L217 84V83L214 84L215 80L218 81V82L221 81V82H219L220 84L218 83L219 89L220 88L221 89H225V90L229 89L231 87L230 86L231 83L228 84V81L234 78L232 76V74H233V72H236V69H237L236 68V63H238V61H241L243 59V56H240L239 54H237L236 51L238 49L234 50V51L230 50V47H231L230 44L234 45L232 42H234V40L236 39L235 37H236V35H238L239 32H241V31L244 32L247 29H250L248 27V23L250 21H252L250 19V15H248L246 13L249 16L248 17L246 15L247 17L244 19V20H246V23H243V24L241 23L242 26L238 27V29H237L238 21H237L236 18H235V20H233L234 21V25L232 23V27L229 28V29H234L233 30L234 34L236 33L235 30L236 31L241 30V31H239L235 35L233 34L234 36H232L231 38L225 39L226 40L225 41V45H227V48H226V47H223L222 45L218 46V42L220 43V41L217 40L218 39L217 38L218 34L216 35L215 30L219 31V29H221L224 26L226 27V25H228L227 24V22L229 21L228 19L231 17V13L230 12H231V10H233L230 0L227 1V4L225 5V7L222 10L218 11L219 13L216 12L215 14H213V12L212 13L210 12L211 10H208L211 13V15H208V16H211L209 18H207L205 16L206 15V13H205L204 17L207 18V20L209 22H211V24L214 21L213 26L212 25L210 26V25L207 24V26H208L207 30L212 31V38L210 40H208L207 42H205V43L204 42L202 43L199 40V37L201 35L200 31L196 32V34H192L190 32L191 30H189V28H191V26H187V24H186V22H188V21H186V19L190 16V14H189V16H184V15H187L186 14L187 12H185V10H187L189 8H194V11L192 10L193 13H196V12L200 13L201 12V13L204 14V12L207 11V8L209 7V4L208 5L206 4V6H205L201 0H198V1L197 0H144V2H142L141 5H145L147 8H145L143 10V13H141V14L139 13L140 15L138 14V16L136 15V18H133V20L141 21L140 25H138V26H136V22L135 21L134 22L131 21L129 23L130 25H128V26L125 25L124 22H125V20L128 17L132 19L133 16H131L132 15L131 13H133V11L136 10L137 6L138 7L141 6L140 3H138L137 5L136 4H132V6H131L128 3L123 4L124 2L123 3L120 2L122 0H111V1H107V0H96V1L95 0H54ZM248 1L252 2L251 4H255L256 5V6L254 5L255 6L254 9H256V10L258 9L257 10L258 17L255 18V20H253V23H255V27H256L255 31H256L258 29V27L260 28L261 25L264 24L263 23V19H264V0H248ZM234 6H235V4H234ZM226 7H227V9H225ZM236 7H238V6H236ZM239 7H240V4H239ZM35 8H36V6H35ZM240 9H243V8H238V10H240ZM9 10H10V7H9L8 11ZM104 11H107V10L105 9ZM224 12H226V13L224 14ZM19 13H20V10L17 13H15V16L17 17V21L15 23L14 29H10L11 27L8 28L9 27V21H7L8 18H9L8 15L7 16L3 15L0 18V21H1L0 23H4V26L0 27V36H1L0 37V42L2 43V45L0 47V52L4 51V53L6 52V54H7V57H5L7 60L5 61L6 64L4 66V68L5 67L6 68L3 71L0 70V72H3L2 74L0 73L2 78H5L6 75L9 76L11 74V72H12L11 71L12 68L14 70V68H16V67L18 68V66L21 67V64H19V65L15 64V62L19 63V59H20V57H19L20 55L17 56L16 55V51H15L16 50L15 47L16 46L18 47V42H17L16 45L13 46L12 49H11L10 44H9V39L10 38L16 36V39H18V36H20L17 29L20 27V24L22 23L20 18H22L23 14L21 15V17H19L18 16ZM212 14H213V16H212ZM257 14H256V16H257ZM192 15H194V14H192ZM198 15L200 16V14H198ZM236 15L238 16L239 14H236ZM199 16H197V17H199ZM237 16H234V17H237ZM56 17H54V18H56ZM244 17H245V15H244ZM261 17H263L262 20H261ZM189 18H188V20H191ZM34 19H37V18H34ZM40 19L42 21V18H39V20H35V22H33V25H31L32 26L31 29L34 28V25H36L38 22H40ZM202 19H204V18H202ZM249 19H250V21H249ZM260 20H261V23L259 25L258 22H260ZM108 21H110V20H108ZM108 21L106 20L105 24L106 23L108 24ZM137 23H139V22H137ZM199 23H201V22H199ZM250 23H252V22H250ZM46 25L47 24H45V26ZM189 25H191V24H189ZM250 25H252V26H250L251 28L252 27L254 28L253 24H250ZM45 26H43V27H45ZM67 27H69V30H67ZM109 28H110V26L107 27L106 29L108 30ZM137 29H139L141 31H136ZM24 30H25V35H28V34H30L32 32V30L29 31V28H24ZM45 30H46L45 28L44 29L42 28V30L37 32V33H40V35L37 36V38H36L37 41L36 42L43 41L44 39L48 40V39H51V38L53 39V38L57 37L54 34L50 35L51 33H49V35H48V33H46ZM52 30H54V29L52 28ZM66 31H70L69 32L70 36H67ZM220 36H224V35L221 34ZM237 37H239V35ZM211 42H212V44H211V46H209V44ZM62 43H64V44L61 45ZM107 44H109V42L106 43V44H103V45L105 47H108V46H106ZM125 45H126V43H122V42L119 43L120 49L123 50L122 53L127 54V56L123 57L124 55L123 56L122 55L118 56L116 54L118 56L117 58L115 56L117 61H119L122 57L125 60L131 59L129 51L130 50L132 51V50L136 49L132 45H131V47L130 46L125 47ZM59 46H61L60 49H58ZM151 47H153V46H151ZM98 48H96V49H98ZM151 49H150V52L152 51ZM6 54H5V56H6ZM106 55H107V53L104 56H106ZM131 55H132V53H131ZM104 56L102 58H104ZM88 58H91V59H88ZM109 58H111V57H108L107 59H109ZM244 58H246V57H244ZM17 59H18V61H16ZM44 59H42V60H44ZM107 59L105 57V61H108ZM52 62L53 61H51V64H52ZM127 62H126V64H127ZM184 62H185V64H183ZM1 63H0V68L2 67L1 65H3V63L2 64ZM39 65H37V66H39ZM167 65H170L171 69L169 67L166 68ZM183 65L184 66H189V67H187L186 69L185 68L181 69V67ZM242 65H244V64H242ZM37 66L30 68L29 72H31V73H29L30 75H29L28 80H27V82L28 81L29 82H28L27 85H23L22 86L23 91L18 93V94H15V92H13L10 95L11 98H8V96H7L9 94L8 93L9 92L8 89L6 88L7 90L6 89L4 90L3 88H5L6 86H8L9 89H11L13 87L14 88L18 87L19 85H21V82H23L22 80L25 79L24 77H26V75L25 76H20V79L18 78V80H17V81H19L20 84H16V85L13 82L16 81L15 80L16 79L15 75H17V74L12 75L11 82L10 83L8 82L9 85L4 84V81H1V77H0V101L2 102V103H0L1 104L0 105V114H1L2 110L7 111L8 115H9V118H13L14 119V120L12 119L13 121H15V120H17V118H19V116H20L19 112L23 110V109L22 110L21 109H19V110L17 109L16 110V109L12 108V106H13L12 104L14 103L13 101H15V99L17 97H20L22 95H27L29 92L31 94V91L35 90V89H32V88H34L35 85H38V88L35 87L36 90H37V93H34L35 94V95H33L34 98L31 100V103H32V101H35L37 99L36 96H38L40 93H42L41 91L44 90V87L46 86L45 83L48 84V87L47 88L45 87V90H44V92L46 93L45 97L42 99L41 102H39L38 107H34L33 108V110L35 108H39L37 110V112H39L38 124L34 123L35 125H32V126L29 127V128H31V129H29L30 131L28 130L29 131L28 132L29 135H31L33 132H35L36 138H35V136L33 138H35V141L37 140V144L33 140L34 142L33 143L31 142V144H30V146H31L30 150L26 151V153L24 154L23 152H25V151L20 149L21 145H22L21 143H19L20 139L18 140V137H17L18 135L15 136V133H14L15 131L12 130L14 125H11L10 128L5 129V134L0 138V149H2V146H1V145H3L2 142H5L6 139L11 137V138L15 139V143L14 144L17 146L16 148L18 150L23 151L22 155L26 158L25 161L23 160L24 159L23 157H20V158L17 159V156H19L18 154H19L20 151H16V152H18V154L14 158L15 159L14 163L16 165H18V168L14 170V173L12 172V179L9 181L10 183L7 185L8 186L7 190L9 189L10 191H12L11 192L12 194L10 193L12 196L14 195V193H13L14 190H18L17 194H15V195H19L20 199L23 198L24 195L22 193H23V191H25V190L22 189V187H26L29 183L31 185H32V183L34 184V182H36L39 178L40 179L42 178L41 176H44L43 172L41 170H38L36 175H34V177L31 179V181L29 183H26V184L22 185V183L24 181H27L25 179H29L30 177H32L31 176L32 172L34 171L36 166L43 165L42 163L44 162V160L47 159V156L50 154V151L52 149L55 148L59 152V154H58V156H56V158L54 157V153H56L57 151L54 152V153L51 152L52 153L51 154V156H52L51 160L54 161L53 162L54 164H57L59 166V164L64 163V166H65L66 165L65 163H69V161L73 162V159L70 158L71 155L69 154L70 156H68V152L69 151H67L65 149H64V151H62L63 149L60 150V151L58 150L60 148V146H59V144L55 145V140L58 137L60 138L63 135L65 136V133H67V131L71 132V134H70V140L71 141L72 140L75 141L74 140L75 138H77L78 140H79V138H81V135H80L81 132L79 133L77 131L79 128L76 131L73 130L72 127L70 126L71 122H69L68 119L70 120V118L73 116L72 115V114H74V113H72L73 110H74L73 107H74V105L76 104L77 101L79 103H81V105L83 107H86V108L88 107V105H89V103H90V101L92 99L90 97L93 96L92 93L94 92V91H92V93L86 94V92H90V90L94 89V85L93 84H91V85L89 84V87L88 86L86 87V86L83 85L82 81H81L82 82V84H81L80 81H79L81 78L79 79L78 78L79 75H77L79 73L76 74L77 75V82L74 83L75 82L74 80H73L74 82L71 81L70 80V76H69V73L72 71L71 69H70L71 71L68 70L69 72H67V73H65V72L62 73L63 71L60 73V71L57 70L59 72L56 75L51 76V77H45L44 81L39 83V82H37V78H38L37 74L38 73L36 74V72L40 71V70L45 71L46 66L45 65H43V66L40 65V67H37ZM50 66H52V65H50ZM71 66H72V64H71ZM259 66L257 65V67H259ZM62 67H65V66L63 65ZM104 67H105V65L103 66V68ZM244 67H247V65H244ZM70 68H72V67H70ZM260 69H261L260 67L258 69L256 68V71L260 70ZM101 71H103V70H101ZM165 72H166V74H168L167 71H165ZM163 73H164V70H163ZM189 73H188V75H192V73H190V74ZM251 73H253V72H251ZM164 75H165V73H164ZM198 75H196V76H198ZM73 77H76V76H73ZM126 77H127V74H126L125 77L123 75V79H126ZM178 78H181V79L180 80H176ZM178 78L176 76V79H173V80H176L174 82L175 83L174 85L177 87L176 90L181 92L179 97H181L182 99L177 101L179 103L177 114H180V113H182V108H183L182 107L183 104H181V101L184 100V97L188 96L189 98L192 99L194 96H193V93H190V92H187V90H184L185 88H189L187 86L193 80H190L191 82L189 84H187L188 82L186 81L187 83H185V78L184 77L183 78L182 77H178ZM91 79H90V82L93 83L94 80L91 81ZM243 79L244 78H242V80L240 79V81L236 83L237 86H238L237 90L240 87V89L238 90V92L239 91L240 92L239 93L237 92V93L241 94V92H242V94H244V96L242 98L239 97L241 100H244V101H241V102H243V107L245 106L244 102H247V103L251 102L252 108H254L256 111L259 109L258 107H260V108L264 107V94H263V91H261V89H260L262 86H264V84L261 86V83H258L259 81H257V80L255 81L254 77L251 76V75L249 76L248 79H246V80H243ZM3 80H5V79H3ZM86 80H87V78H86ZM111 80L112 81L113 80L117 81L114 76H113V78ZM226 80H227V83H226ZM200 81H202V80H200ZM118 82H119V80H118ZM118 82H116L115 84L117 85ZM137 83H139V84H137ZM194 83L195 82H193L192 85ZM200 83L202 85L203 81L200 82ZM211 83H213V84H211ZM29 85H31V87H29ZM153 85H151V87H153ZM155 86H157V85H155ZM158 86L161 87V84L158 85ZM175 86H174V88H175ZM190 86H191V84H190ZM241 86H243V87H241ZM159 87H157V88H159ZM191 87L194 88L195 86L194 87L191 86ZM198 87H199V85H198ZM137 88L138 87H136V89ZM149 88H150V86H149ZM69 89L74 92L73 94H71V96H69V92H68ZM99 89H101V88H99ZM99 89L96 90V91H99ZM231 90H233V89H231ZM237 90H235V91H237ZM110 91H112V88H110ZM224 92H227V91H224ZM4 93H6V94H4ZM130 94L133 95V98L130 97ZM86 95H88V96H86ZM96 97H95L94 102H91L92 106L88 110V115H87V111H83L84 110L83 108H82L83 110L79 109V110L83 111V114H86V116H84V119H83L85 121L82 120L83 121L82 123L84 124V126L86 128L83 129L82 128L83 124H82L81 128L83 130L82 129L81 130H82L83 134L85 133V135H86L85 137H87V139H86L87 141H86V146H84L85 147V149L83 151L84 154L81 156V159H82L81 164L77 165V163H75V166H74L75 169L78 172L76 171L77 174H74V173H72V174L73 175H78V173H79L81 175H85L84 177L86 178V180L84 181V184H83L84 187H85L84 188L85 195H80L81 193H83L82 191H81L80 194H78L79 192L76 193V191H79V190H76L77 188L74 190V192L71 195V197L73 199L75 197V199L77 200V203H75V205L73 204L74 205V209H76V207L78 206V201H80V199H82V198H83L84 201H87V202H88V198H90V196L92 198H95V199L98 198V196L102 194L100 192V190L98 189V186H100V185L101 186H106L107 187V191H108V195H112V191L114 190L113 187H116L117 185H122V184L112 181L109 177L106 178V175H109L110 177H112L113 173H116V172L118 173V177H117V178H119L118 180H121L122 183L124 182V186L126 185V191L125 192H129L130 189H129L128 185L129 184L131 185V182H132V185H135L139 190H143L142 184L138 185V183H139L138 181H141L142 183L149 181V176L147 175L149 170H153L154 169L153 167H156V165L159 163V160L162 158V157H160L161 154L164 153V150L166 148V147L165 148L162 147V145L165 146L166 143L167 144L170 143L169 139H167L165 141L162 139V137H163V135L165 133L164 130H165L166 126L169 125V123H166V126H165L164 129H162V130L158 129V131H156V129H154V127L152 125H150V124H152V123H150V120H152V116L146 115V116H148V117H145L146 119L144 117H142V118L145 119V120H143V121H145L143 123H147L148 122L147 127H145V129L143 127H139V129L143 128V130H142L143 132L145 131V133L142 135V140H138L137 139L138 137L135 134L136 130L134 131V129L131 126V124H129V126L127 125L128 127L125 130H123L122 126L120 125V130L119 131H121V134L122 133H125V134L123 135L122 140H121L122 146H121V144L119 145L118 142L115 141L116 139L115 138L113 139V137L115 135L113 137L109 135L110 134L109 133L110 129L108 128L109 130H107V125H108V124L106 125L107 120L105 119L106 120L105 121L103 118H99L100 116L98 117V114H96L97 116L94 114L96 111L92 110L93 108L97 109V107H98L96 105V103H98V101L100 99L96 98ZM237 97H238V95H237ZM237 97L235 95V97H234V99L236 98L235 101L238 99ZM203 99H208V98H204L201 95V97L200 98L197 97L195 99V101H197V100H199V101L201 100L202 101ZM220 99L223 100V102H224V97L219 98V100ZM6 101H7V103H6ZM29 101L30 100H28L26 98L25 101H24L25 104L23 103L22 105H24V106L28 105ZM201 101H200V103H202ZM137 103H138V105H137ZM247 103H245V104L247 105ZM222 104H223L222 101L221 102L219 101V103L217 104V107H216L217 109L214 110L213 113H215V112L217 113V111L219 112L220 108L223 107ZM130 105H132V106L129 107ZM5 107H8V108L5 109ZM249 107H251V106L249 105ZM135 109H137V108H135ZM187 109H188V107H187ZM159 110L162 112L161 108ZM206 110L207 109H204L203 112L204 111L207 112ZM243 110H245V109H243ZM243 110L241 111L242 113H244ZM93 111H94V113H92ZM126 111H124V112L126 113ZM152 112H151V115H152ZM36 113L34 112L33 116H32L34 120H35ZM83 114H82V116H83ZM70 115H72V116L69 118ZM121 116H119V117L123 119V117H121ZM123 116H124V114H123ZM261 116H264V110L262 111ZM261 116H257L255 114V116L251 117V121L253 123H255V122H257V119L259 117H261ZM125 117H128V116H125ZM82 118L80 116V121H81ZM129 121L130 120H128V122ZM124 122L126 123V121H124ZM225 122L228 123L226 119H225ZM118 123H120V122L118 121ZM139 124L140 123H138V125ZM255 125H256V123H255ZM144 126H145V124H144ZM136 127H138V126H136ZM152 128H153V130H152ZM243 129L244 128H241L240 131H242ZM213 130L212 129L208 130L207 132H209V135H207L201 129L200 132H202L203 136L207 135L206 138L204 137V139L207 140V141L202 139L203 143L201 145H197L196 144V146H197L195 148L196 150H193V151H191L192 149L191 150H187L188 149L187 148L188 147L187 144H185L184 149H181V146H183L182 145L183 142L182 143H177V144H179V149H178L179 152L175 153L171 157L169 156L168 157V158H170L169 165L168 166L165 165V166L169 167L168 171H167L168 174L165 176L164 171L162 170L163 171L162 176L164 175L163 177H164L165 180H164V185L161 188L165 189L164 199L168 201L169 206H166L167 208L164 206L166 209L165 208L163 209V212H162L163 215H161L162 216L161 217V221L163 222V225L166 226V225H168V224L165 223L166 220L167 219L168 220L171 219V221H170L171 224H169V226H167L165 228L166 230L169 231L168 238L161 239L162 235H161V237L160 236H156L157 233L155 235L154 234H149V232H148V230L146 228H145V234L143 236H141V237L137 236L138 230L142 229L141 227H138V226H140V224L143 223L146 218L149 217V219H153V216L155 214H158V210H155L156 208H154V207L156 206L155 204L158 205L159 202H156V201L157 200L159 201V199H157V200L153 199V196H152L153 192L152 193L148 192L149 194L147 196V199L150 200V201L146 204V206L144 208L143 212H144V216L146 217V218L143 217L144 219H136L134 217H132V218L129 217L131 215L128 216L126 213L123 212L125 209L124 210L121 209L120 211H117V210L116 211H112L111 221L113 223L112 224L113 228H116L114 230V232L116 231L117 235L128 234L129 230H130L131 233L135 232L134 234H136V235H134V237H135L136 240H138V245H140V241L142 239H143V241H144V239L146 241V237H147V241L144 242L143 245H140V247H137L138 249L136 250V253H138V254L135 255L134 261L131 264H139V262H142V264H145L152 257L154 258V255H153L154 253H153L152 249L155 246L151 247V245H150V244H152L151 241H157V242L159 241V244H158L159 246L158 247L160 248L159 250H161V253H160V255L157 258H155V261L158 263V262H160L159 260H161L159 258H162L163 260H161V262H160L161 264H179L178 261L182 260V259H183V261L180 262L181 264H263L264 263V257H263V255H264V235H263L264 228L263 227L264 226L263 227L260 226L261 222H257V225L253 224V222H252L253 220H251L252 217H251L250 210L245 209V207L238 208L239 205H241L242 203H245V199H246L247 194H248V192H247L248 190L247 189H246L247 191L245 190V188H244L245 186L244 185H242L240 187L239 194L237 195L238 198L236 199V201L241 200V203L239 205L234 204V208L233 209H231L232 207H230V206L225 207L224 208L225 209L224 213L222 215L220 214L219 218L216 216L217 218L215 219L216 224H218V225L222 224L224 221L227 222L225 231H229L232 228L230 230L231 232H233L232 234L230 233L231 236H230V234L224 235L226 232L223 234V232L217 231L218 228L217 227L215 228L214 227L215 225L214 226L209 225L210 227H207V228H206V226L203 225L204 224L203 221L205 219L203 216L208 211V210H205L206 208H208V207L205 208V206H209V209H212L213 212L217 211L218 208H219V205L221 204L222 198L224 197L225 194H227V191L225 192V194H222L221 192H220L221 193L220 194L219 191H221V188H222L221 184L220 183H216L215 181H212L211 178L216 177V175L219 173V174H223L225 176V178H226L225 180H227V178L229 176L228 172L229 173L231 172L233 174V176H232V174L230 173L231 176L233 177L232 179H234L233 181H235V183H236V181L239 179L238 176H236V172L240 170V172H243V174L246 175L245 169L249 168L247 166H246L247 168H240V167H237V164H233V163L229 164V162L231 161V159H228V156H230L229 155L230 152L229 153L227 152L226 155L223 154L225 156V157H223V160L220 159L221 157H219L218 161L222 160L224 162L223 165L221 164V163H223L221 161L220 163L217 162L218 164L215 165L214 167H212L214 163L210 164L213 161L212 160L213 159L212 158L213 155H212V152H211L212 150L210 151V149H211L210 147L218 148L215 151H218V150L222 149L221 147H218L219 146L218 143H220V142H217L218 138H216V137L219 136V133H217V135H214ZM107 131H109V132H107ZM112 135H113V133H112ZM13 136H15V137H13ZM209 137H210V139H209ZM253 139H254V137H253ZM243 140L244 139L241 138L240 140H238V143L242 142ZM253 141H255V140H253ZM72 142H71V145L73 144ZM83 143H84V141H83ZM255 143H256V141H255ZM125 144H127V145H125ZM225 144H223V145H225ZM244 144H247V143H244ZM262 144H263L262 147H264V142L263 141H262L261 145ZM65 145L67 146V142H66ZM81 145H82V143H81ZM245 147H246V150L248 152L251 151L248 146H245ZM240 148H241V146H240ZM258 148H261L260 145L258 146ZM236 149L238 150L237 147H234L232 149V151L234 153H238L239 151L237 152ZM146 150H147L146 154H148V155H146V157H145V156H143V154L141 152L144 153V151H146ZM167 150L168 149H166L165 152L169 151V150L168 151ZM262 150H263L262 148L259 149L257 151V153L259 152L260 154H264ZM182 151H185V153H183ZM181 153H183L182 156L183 157L185 156L186 158L184 157L185 160L184 161L182 160L180 162V164H179L178 160L180 159V154ZM234 153H233V155H236ZM108 154H110V156ZM20 155H21V153H20ZM107 155H108V158L110 160H112L114 165L111 164V166H108L107 158H106ZM0 156H1V153H0ZM112 156H113V158H112ZM162 156H163V154H162ZM214 156H215V154H214ZM250 156H253V155H250ZM166 158H164V159H166ZM197 158H199V159H197ZM250 158L251 159H248V160L250 161V164H251L253 158L252 157H250ZM8 161L5 160V162L3 161V163L2 162L0 163V174L2 172H4V171H8V173L10 172L11 167H10ZM115 161H118V163L115 162ZM184 163L187 164L188 168L184 167ZM195 165H199L198 168L199 167H204L203 171L202 172L201 171L198 172L199 175L197 177H192L191 180H189V179L187 180L188 176H191V173H189V172L193 171L195 169L194 168ZM64 166H60L61 168L59 167L58 169L63 170ZM42 167H44V166H42ZM108 167H112V168L109 169ZM216 167H217V169H221V171L216 172L217 171ZM182 169H184V171L181 173ZM64 170H66V169H64ZM73 171L75 172V170H73ZM87 171L90 172V175H88V173H86ZM57 172L59 173V170ZM8 173H7V175H8ZM60 173H61V171H60ZM185 173H188V174L186 175ZM196 173H197V171H196ZM157 174L158 175L160 174L159 176H161V172H158ZM157 174H155V175H157ZM185 175H186V177H185ZM77 178L78 179H82L80 176L77 177ZM219 178H221V177H218V179ZM53 179L54 178H52L51 180L53 181ZM48 180H50V179L48 178ZM77 181L75 180V182H77ZM157 181H159V180H157ZM244 182H247V181H245L244 179L241 180V184H243ZM48 183H49V181H48ZM149 183L150 182H148V184ZM248 183L249 182H247L246 184H248ZM93 184H95V186L93 187V190L89 191V189L92 187ZM251 184L252 183H249L250 186H251ZM246 186H248V185H246ZM250 186H248V187H250ZM132 187H134V186H132ZM29 188H30V186H29ZM29 188H27V190ZM44 188L46 189V187H44ZM44 188H43V191H44ZM122 188H124L123 185H122L121 189ZM257 189H259V188H257ZM95 190L98 191V192L95 193L94 192ZM143 191H141V192H143ZM195 191H199L202 196L200 195L201 198L200 197H196L194 200L192 198V203H193V206H194V210H192L193 215H191V216L189 215L188 216L187 215V211L183 210L184 207L181 208L182 205L180 204L181 207H179V205L177 204V202H178L177 199L178 198H183V197L184 198L190 197L191 195L193 196V192H195ZM5 193H6V191H5ZM2 195H4V194H2V192L0 191V199H1ZM146 195H145V197H146ZM255 195H257V194L255 193ZM32 196H33V194H32ZM252 197H253V195H252ZM15 198L16 197H14L12 199V200H14L13 203L6 210H4L3 214L1 213L3 219H5L6 217L9 218V214H11V213H9V211H10L9 209L16 208V207H14V203L18 199L15 200ZM28 201L30 202L29 204H31L33 202L32 198H29ZM90 201H92V200L90 199ZM26 202H27V200H26ZM92 203H93V201H92ZM92 203H90V205ZM83 204H82V206H83ZM37 205L38 204L36 203V206ZM34 208H36V207H34ZM78 208L81 211L82 208L79 207V206H78ZM79 209L77 211H79ZM159 210H161V208ZM185 211H186V213H185ZM233 213H240L239 216H236L238 214H236V215L234 214L235 218L236 217L240 218L242 215H243V217L241 219L238 218L237 221H233V219L231 218L232 216H230L231 214L233 215ZM82 214L85 215L86 213H84V211H83ZM159 214H161V213H159ZM245 214H247V216ZM97 216H99V215H97ZM213 216L215 217V215H213ZM108 217H107V219H108ZM188 218H190V219L188 220ZM223 218H224V221H223ZM258 218L260 219L261 217L259 216ZM39 219H41L40 221H44L41 224L42 228H43V225H47V227H49V228L54 225L53 224V225L50 226L51 219H50V217H48V215H46L43 220H42V218H39ZM173 221H176V222L174 223ZM209 222H211V221H209ZM238 222H240V224L237 226V228L234 227V228H236V231L234 232L235 229L233 228V225L236 226ZM107 223H109L108 220L105 221V224H107ZM35 224H33V229L35 228L34 227ZM173 224H175V225H173ZM4 225H7V224H4ZM146 225H148V223H146ZM55 226H57V225L55 224ZM165 226H163V227H165ZM143 228H144V226H143ZM5 230H6V227H4L2 231L4 232ZM17 230H19V229L18 228L15 229L14 232L17 231ZM26 230L24 231L25 234L27 233ZM53 230H54V228L52 227L51 231H53ZM254 230H256V232H254ZM43 231H45V230L40 229L39 232L33 233L34 235L32 236L31 239L34 242L33 245H34L35 249L33 248V250L31 249L29 251V254L30 253L33 254L32 256H30L28 253L27 254L25 253L26 252V248L23 249V245L25 244L23 236H25V235H22V238L19 239L20 240L19 242H15L13 240H10L11 242H9L7 247H8L9 251H13V252L11 253V255L9 254L10 255L9 256L10 259L3 258L0 261V264H41V262L44 260V258H49V259H47V261L49 262L47 264H54V263H56L55 257H56V255L59 252H62L60 257H62L61 263L63 262V264H91L92 263L91 260L86 255H79L77 257H75V256L73 257V256H71L69 254L71 252L68 253V252H66L65 249H62L59 252L50 251V248H48L49 244L46 243L45 241H42V239H44V236L47 234V232L44 233ZM165 231H163V232L165 233ZM153 233H155V232H153ZM254 235H256V236H254ZM248 236H250L249 239L247 238ZM26 237L27 236H25L24 238H26ZM245 237L247 238V240L243 241V239ZM17 238H19V237H17ZM170 241H172V242L170 243ZM246 241H248V243ZM6 242H8V241H6ZM141 243H143V242H141ZM145 243H147L146 246H145ZM173 244H174V246H173ZM171 245L173 246V249H172ZM16 246H17V248H15ZM144 246L146 248L141 250V248L144 247ZM109 247H111V245L108 246V248ZM147 247H149V249L151 247L152 249H150V251H149V249H147ZM246 247H247V249H246ZM56 248H58V247H56ZM179 248H180V251L178 250ZM170 249H172L171 252L169 251ZM124 250H123V252H124ZM159 250L157 251V253H159ZM183 251H184V253H182V256L180 255L181 256L180 257L179 254H181V252H183ZM250 252H252V253H250ZM119 253H122V252H119ZM20 255H22V256H20ZM28 255H29V257H26ZM161 255H163V256L161 257ZM31 257L33 258L32 261H30ZM114 260L116 261V259H114ZM152 261H154V260H152ZM149 263L150 262H148V264ZM112 264H114V263H112Z\"/></svg>",
  "mask_w": 264,
  "mask_h": 264
}]
</instances>
